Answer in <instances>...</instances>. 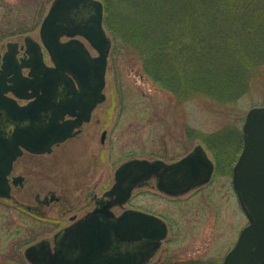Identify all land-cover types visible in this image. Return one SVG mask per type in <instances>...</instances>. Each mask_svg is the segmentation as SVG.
<instances>
[{"label":"rangeland","instance_id":"rangeland-1","mask_svg":"<svg viewBox=\"0 0 264 264\" xmlns=\"http://www.w3.org/2000/svg\"><path fill=\"white\" fill-rule=\"evenodd\" d=\"M51 2L0 0V51L6 50L8 41L24 43L26 35L40 40V24ZM106 30L112 39L103 90L106 98L95 110L94 119L86 125L77 146L88 148V133H93L99 142V125L95 118L100 117L101 130L106 131L105 141L98 143L101 184L105 190L113 181L117 165L127 158L172 161L202 143L208 154L213 159L217 156L221 162L208 184L174 199L162 195L152 184L142 186L134 190L131 203L125 207L142 208L169 221L167 240L149 264L194 260L222 264L239 232L248 223L231 189V171L222 165L227 159L232 165L239 154L241 145L238 147L237 142L241 141L247 111L264 105V66L250 90L235 101L222 103L203 94L180 99L155 84L130 50L115 49L113 35ZM80 38L93 55L97 54L87 40ZM85 139L86 145L82 144ZM98 154V151L92 153V161ZM97 176L98 173L93 175L86 186L80 180L78 190L64 187L62 196L67 201L47 207L43 212L59 216L60 208L70 204L74 211L79 210L85 202V192L95 188ZM114 211L119 212L121 208L116 207ZM20 212L16 201L0 200V264H28L23 255L26 245L46 238L43 234L26 235L23 230L17 231L19 218L24 217ZM40 224L39 232L46 227Z\"/></svg>","mask_w":264,"mask_h":264},{"label":"water","instance_id":"water-1","mask_svg":"<svg viewBox=\"0 0 264 264\" xmlns=\"http://www.w3.org/2000/svg\"><path fill=\"white\" fill-rule=\"evenodd\" d=\"M103 15L101 0H52L40 24V41L31 35L24 37L22 48L28 58H21L18 64V41L7 42L2 68L7 67L6 58L11 57L9 63L17 62L12 70L19 77L22 68H28L29 75L33 76L15 81L24 90H31L26 95L30 98L27 103H101L105 100L103 89L112 40L103 24ZM63 36L69 39L62 41ZM78 36L85 38L97 54L92 55ZM42 46L52 66L44 61ZM58 90L65 91L59 99L56 98ZM6 103L15 102L7 99ZM26 110L30 108H25L24 115ZM55 126L50 141L70 135L65 127ZM32 129L29 125L18 131L28 148L36 140ZM242 133L243 148L233 166L232 183L248 223L222 264H264V105L247 111ZM1 148L4 145L0 141ZM213 168L201 144L172 163L161 159H129L116 169L115 183L105 192L111 200L102 210L68 226L56 240L54 249L44 238L28 246L25 256L32 264H148L167 236L165 221L138 209H126L115 215L110 207L125 203L133 187L160 170L166 175L158 180V187L175 195L207 182Z\"/></svg>","mask_w":264,"mask_h":264},{"label":"flooded vegetation","instance_id":"flooded-vegetation-1","mask_svg":"<svg viewBox=\"0 0 264 264\" xmlns=\"http://www.w3.org/2000/svg\"><path fill=\"white\" fill-rule=\"evenodd\" d=\"M86 15L87 12L85 11V16ZM68 39V37H61L62 41ZM43 51L44 61L47 65L52 66L53 62L44 48ZM5 52L6 50L3 52L0 51V80L3 81V85L0 84V102L1 98H3L2 103H0V141L4 145V148L0 149V200L16 201L19 205L21 211L20 214L24 215V217L19 218L21 223H19L20 227L17 228V231L23 230L26 235L37 233L43 234L50 241L51 248L54 249L56 240H59L68 226L77 220L86 217L92 212L102 210L107 204V201L111 200L110 196L105 195V192L115 183L116 169L129 159L143 157H130L119 163L113 172V181L111 185L103 190L101 184V156L99 145L105 141L106 131L101 130L100 117L95 118L96 125H99V145L95 140L96 136H93V133H88V138L90 139V142L87 145L88 148L85 146L81 149L77 146V143L80 144L82 141L81 137L85 133L86 125L93 121L94 112L101 103H27L30 98H27L26 95H29L31 90H24L23 86L19 83H15V81L20 80L22 77L32 79L33 76L29 75L28 68L21 69V77H19L14 72L15 70L13 71L12 69H14L17 62L18 64L21 62V58H28V54L25 53L22 44H18V51L16 53L18 61L16 64L9 63L12 61V58L7 57V67L2 68L1 65L4 63ZM7 68L9 69L7 70ZM11 70L12 72H10ZM36 85H38V82ZM58 91L60 92L57 93L56 98L59 99L63 96L65 91ZM7 99L14 101L15 103H6ZM25 108H30V110H26L24 115ZM27 113H29V115H27ZM55 124L68 129L70 135L61 140L54 142L50 141L52 134H55ZM29 125H31V129H35L32 130L34 136H36V140L31 143L32 148H28L24 145V143L27 142H22L23 138L21 139V133H18L21 128ZM95 135L97 134L95 133ZM7 144H10V146L6 147ZM82 144H87L86 139ZM199 144L203 146L202 143ZM14 145L15 148L13 147ZM240 145L239 153L243 148L242 133L240 143L237 142V146L239 147ZM195 146H193V148ZM193 148L183 154V156L192 151ZM204 149L208 153V150L205 147ZM97 151L99 152L97 155L98 157L95 156L94 161H92L91 155L93 152L96 154ZM208 156L212 160L214 168L212 175L207 182L195 185L180 194H170L158 187V180L166 175V173H163V170H160L158 174L150 176L141 184L133 187L130 197L125 203L122 205L114 204L110 209L115 215H119L126 209H138L149 212L145 209L133 206L125 207V205L131 203L136 188L151 184L154 185L162 195L171 199L178 198L189 192H194L195 189L208 184L214 175V171H217L218 168H220L221 162L219 158L214 156V158L217 159L216 160L209 154ZM223 156H225V154ZM227 158H229V154ZM178 159L164 161L172 163ZM227 162L228 164H226ZM235 162L231 165V162L227 159L224 160L222 166L231 171V189L233 195L237 199L232 183V170ZM97 173L98 176L94 182L95 188L89 189L85 192L83 198L85 202L79 210L74 211V206L70 204L67 208H60L59 216L48 215L43 212L44 209L47 210V207H53L56 204L67 201L66 198L62 196V190H64V187L67 189L71 187L72 189L78 190L80 180L81 184L86 186L92 181V176ZM80 194L81 193H79V195ZM116 207L121 208V211H114V208ZM158 216L165 221L168 228L167 236L162 240V246L163 242L167 240L170 224L165 216ZM40 222V225H46V227L42 228L41 232L38 230ZM37 241L28 243L24 248L23 255L28 264L32 263L26 258L25 250L28 246ZM155 255L151 258L150 262Z\"/></svg>","mask_w":264,"mask_h":264},{"label":"trees","instance_id":"trees-1","mask_svg":"<svg viewBox=\"0 0 264 264\" xmlns=\"http://www.w3.org/2000/svg\"><path fill=\"white\" fill-rule=\"evenodd\" d=\"M101 1L114 48L130 50L155 84L180 99L235 101L264 66V0Z\"/></svg>","mask_w":264,"mask_h":264}]
</instances>
